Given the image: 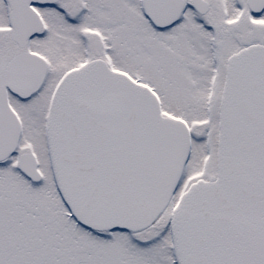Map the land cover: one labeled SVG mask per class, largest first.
Instances as JSON below:
<instances>
[{"label":"snow or ice","instance_id":"6c2138e0","mask_svg":"<svg viewBox=\"0 0 264 264\" xmlns=\"http://www.w3.org/2000/svg\"><path fill=\"white\" fill-rule=\"evenodd\" d=\"M0 264H264V0H0Z\"/></svg>","mask_w":264,"mask_h":264}]
</instances>
